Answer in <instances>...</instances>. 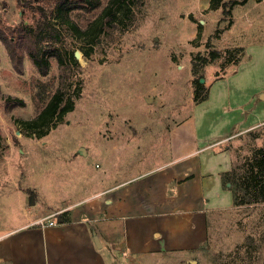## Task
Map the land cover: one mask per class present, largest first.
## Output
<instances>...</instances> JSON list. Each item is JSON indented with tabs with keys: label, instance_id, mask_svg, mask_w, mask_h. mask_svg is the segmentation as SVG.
<instances>
[{
	"label": "rangeland",
	"instance_id": "obj_1",
	"mask_svg": "<svg viewBox=\"0 0 264 264\" xmlns=\"http://www.w3.org/2000/svg\"><path fill=\"white\" fill-rule=\"evenodd\" d=\"M222 1L229 16L218 5ZM233 1L127 0L116 6L112 23L102 17L85 35L81 31L108 0L89 12L72 11L67 23L51 17L55 46L73 53L63 72V102L73 106L33 129L22 121L34 118L59 87L57 59L51 57L48 73L41 75L18 49L21 64L15 68L0 39V233L40 216L51 203L74 198L75 189L94 185L104 168L114 169L106 179L111 181L153 166L158 155L166 158L173 123L191 117L199 128L204 119H218L211 113L218 110L219 96L193 101L196 80L203 78L199 82L208 88L224 72L233 60L223 54L226 44H244L257 61L264 42V1ZM36 4L0 0V29L16 40L22 27L34 25L38 14L30 6ZM232 18L234 25L222 35ZM211 49L222 56L203 63ZM257 74L261 81L262 72ZM237 76L229 71L214 87L226 89ZM259 105L264 110V102ZM235 141L234 147L229 142L236 156L232 167L264 146V125ZM208 215V238L194 252L144 253L127 258V264H264V202L233 204ZM9 263L0 258V264Z\"/></svg>",
	"mask_w": 264,
	"mask_h": 264
},
{
	"label": "crops",
	"instance_id": "obj_2",
	"mask_svg": "<svg viewBox=\"0 0 264 264\" xmlns=\"http://www.w3.org/2000/svg\"><path fill=\"white\" fill-rule=\"evenodd\" d=\"M253 7H246L240 17ZM232 25L233 18L222 35ZM262 43L257 61L244 44L225 45L243 47L244 55L208 83L206 99L219 96L218 110L211 113L218 119H204L199 128L191 117L170 125L168 155H158L153 166L111 181L106 179L114 169H102L94 185H80L74 198L51 203L38 216L57 213L55 225L35 224L36 217L1 232L0 258L9 264H127L134 255L198 249L208 238V214L233 205L222 173L234 164L235 139L264 125V110H258L264 102ZM229 71L238 74L233 84L214 87ZM258 72L261 81L254 76Z\"/></svg>",
	"mask_w": 264,
	"mask_h": 264
},
{
	"label": "trees",
	"instance_id": "obj_3",
	"mask_svg": "<svg viewBox=\"0 0 264 264\" xmlns=\"http://www.w3.org/2000/svg\"><path fill=\"white\" fill-rule=\"evenodd\" d=\"M127 0H108L102 8L98 17L93 20L88 27L81 31L82 34H89V30L102 17H106L108 23H112L118 9L116 6L125 3ZM217 4L219 0H216ZM246 0L233 1L231 3H243ZM220 3V2H219ZM29 5V4H28ZM220 5L223 13L230 15L229 9H226L227 3L222 1ZM217 5V6H218ZM100 6V0H37L36 5H31L30 8L36 12L38 16L35 19L33 26L25 25L19 30L16 40L14 37L6 35L0 29V39L6 44L11 60L14 62L15 68L21 64L17 50L23 49L29 56L33 65L41 75H45L49 70V59L55 57L60 69V84L46 105L38 112V114L29 120L22 121L26 128L33 129L48 118L54 116L60 117L62 114L72 109V102L64 103L63 72L69 64V59L73 58L67 53H62L59 47L55 46L56 29L51 24L50 18H58L63 22H69V14L74 10H82L89 12ZM227 28V27H226ZM221 31L217 29V34ZM228 59L233 60L230 63H237L244 55V49L241 46L226 48L223 51ZM222 56V53L216 49H211L205 56H202L203 63H211ZM208 88L200 84L199 79L196 80L193 101L195 103L206 99ZM6 100L22 104L23 102L17 98L6 97ZM13 102V103H14ZM224 186L228 187L233 196L234 205L251 204L264 202V146L256 147L251 156L242 164L233 166L230 170L222 173ZM228 184V185H226Z\"/></svg>",
	"mask_w": 264,
	"mask_h": 264
},
{
	"label": "built area",
	"instance_id": "obj_4",
	"mask_svg": "<svg viewBox=\"0 0 264 264\" xmlns=\"http://www.w3.org/2000/svg\"><path fill=\"white\" fill-rule=\"evenodd\" d=\"M57 213H52L44 217H38L34 220L35 224L42 225V226H52L57 223Z\"/></svg>",
	"mask_w": 264,
	"mask_h": 264
},
{
	"label": "water",
	"instance_id": "obj_5",
	"mask_svg": "<svg viewBox=\"0 0 264 264\" xmlns=\"http://www.w3.org/2000/svg\"><path fill=\"white\" fill-rule=\"evenodd\" d=\"M74 56H75V57H79V56H80V53H79L78 51H75V52H74ZM203 80H204L203 78H200V79H199L200 82H202ZM84 152H85V151L83 150V153H84ZM31 202H33V199H32ZM58 220L60 221V219H58ZM95 241H96V243H98V239H97V237H95Z\"/></svg>",
	"mask_w": 264,
	"mask_h": 264
}]
</instances>
